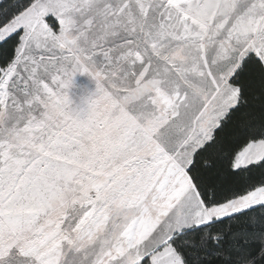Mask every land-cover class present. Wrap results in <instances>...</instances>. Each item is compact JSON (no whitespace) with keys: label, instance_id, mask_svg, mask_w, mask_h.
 <instances>
[{"label":"snow or ice","instance_id":"snow-or-ice-1","mask_svg":"<svg viewBox=\"0 0 264 264\" xmlns=\"http://www.w3.org/2000/svg\"><path fill=\"white\" fill-rule=\"evenodd\" d=\"M214 2L0 0V264H264V0Z\"/></svg>","mask_w":264,"mask_h":264},{"label":"trees","instance_id":"trees-1","mask_svg":"<svg viewBox=\"0 0 264 264\" xmlns=\"http://www.w3.org/2000/svg\"><path fill=\"white\" fill-rule=\"evenodd\" d=\"M95 83L87 75H77L74 79V87L70 90L77 96H84L92 92Z\"/></svg>","mask_w":264,"mask_h":264},{"label":"rangeland","instance_id":"rangeland-1","mask_svg":"<svg viewBox=\"0 0 264 264\" xmlns=\"http://www.w3.org/2000/svg\"><path fill=\"white\" fill-rule=\"evenodd\" d=\"M94 91H95V88L92 90V92H94ZM69 95H70L71 99L73 100L74 104H77V105L80 104L81 96H77V95L73 94V92H71V91L69 92Z\"/></svg>","mask_w":264,"mask_h":264},{"label":"clouds","instance_id":"clouds-1","mask_svg":"<svg viewBox=\"0 0 264 264\" xmlns=\"http://www.w3.org/2000/svg\"><path fill=\"white\" fill-rule=\"evenodd\" d=\"M207 8L211 9L215 7V2L214 0H206V5Z\"/></svg>","mask_w":264,"mask_h":264}]
</instances>
